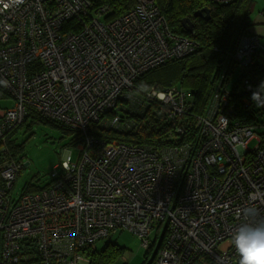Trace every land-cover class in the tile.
<instances>
[{
  "label": "built area",
  "instance_id": "built-area-1",
  "mask_svg": "<svg viewBox=\"0 0 264 264\" xmlns=\"http://www.w3.org/2000/svg\"><path fill=\"white\" fill-rule=\"evenodd\" d=\"M97 13L106 11H92L89 0L0 2V84L15 101L0 110L1 137L26 108L85 134L120 98L134 103L128 91L140 75L193 51V42L169 32L153 0H137L110 25L98 18L105 25L100 31V23L87 25ZM258 51L264 43L255 35L239 41L242 69ZM155 90L147 96L176 125L189 93ZM242 90H253L251 79ZM256 91L264 110V89ZM230 93L227 84L214 88L205 112L194 118V150L191 142L145 148L85 134L77 159L69 152L53 167L63 171L59 178L52 172L46 188L17 198L11 190L23 166L1 151L0 264H84L85 247L121 231L145 249L152 233L163 237L155 264H239L231 237L250 222L243 209L256 207L264 217V138L253 126L230 125L221 113ZM102 122L115 132L129 128L117 115Z\"/></svg>",
  "mask_w": 264,
  "mask_h": 264
},
{
  "label": "trees",
  "instance_id": "trees-1",
  "mask_svg": "<svg viewBox=\"0 0 264 264\" xmlns=\"http://www.w3.org/2000/svg\"><path fill=\"white\" fill-rule=\"evenodd\" d=\"M89 1L90 9L94 12L104 8L106 13L103 17L106 18V16L118 17L127 13L134 7L137 0ZM153 1L164 17L169 32L193 42V51L180 58H172L140 75L128 91L134 103H130L127 97L120 98L117 109L101 114L98 123L88 127L85 134L102 138L104 133L102 130L105 128L104 134L109 136L108 139L116 138L145 148L180 146L185 142H191L195 143L192 145L194 150L199 135L194 118L202 116L205 112L213 89L227 84L231 93L227 106L221 113L227 116L231 126L255 127V132L263 139L264 110L258 104L256 88L260 86L261 90L264 89L261 86L264 79V52L255 53L247 69H242L240 62L236 59L239 41L244 37L254 36L251 17L253 0H234L227 4H213L208 0ZM203 8L209 9L210 18L207 21L202 17L193 16L195 12ZM184 18H188L192 23L190 32H187L181 24ZM233 76L235 79L230 81ZM246 78L251 79L253 84V90L249 92L242 90V82ZM153 87L158 91L171 88L189 90V105L183 116L176 120V125L165 117V106L147 96ZM243 98L250 103H243ZM14 103L12 96L0 84V110H8ZM115 115L119 119L128 121L127 131L115 132L102 127V121L111 120ZM22 123L16 124L17 126L11 124L9 129L3 131L2 137L0 136V152H3L5 158L9 157L22 165V159L25 157L22 144L32 135L35 125H48L55 129L61 139L68 141L64 148H73L72 150H75L78 155L77 144L82 142L85 136L82 131L44 118L31 108H26ZM176 126L181 127V131H176ZM43 136L48 140L46 134ZM52 172L56 173V178L63 174L60 167L51 168L47 174V180L40 182L37 177L32 178L17 196L36 193L46 188L53 181L50 176ZM155 234L151 235L150 243L145 249L140 264H155L157 253L162 245V240L152 239ZM114 235L104 241L105 244H101L99 249L95 247L84 253L88 264H128L123 260L122 248L112 243ZM30 249L34 250V248Z\"/></svg>",
  "mask_w": 264,
  "mask_h": 264
},
{
  "label": "rangeland",
  "instance_id": "rangeland-1",
  "mask_svg": "<svg viewBox=\"0 0 264 264\" xmlns=\"http://www.w3.org/2000/svg\"><path fill=\"white\" fill-rule=\"evenodd\" d=\"M254 1V0H253ZM256 4L254 5L253 13H251L252 18H256L259 13L264 12V0H255ZM103 15L101 13H97L94 15V19H91L87 25L90 27L92 22H97L102 24V26H98V31L101 30L102 27H105L104 24L110 25L113 18L115 17H107L104 18L102 22L98 21V18H101ZM168 29V27H167ZM186 30V29H185ZM258 37L259 43L264 42V36ZM235 76L230 78V81H233ZM178 87V86H177ZM186 93H189V90L183 89ZM157 91V90H155ZM43 116V115H42ZM44 118L53 120L51 118ZM23 119V117H22ZM55 121V120H54ZM22 120L17 123V125L21 124ZM23 124V123H22ZM15 124V126H17ZM102 127H105L102 125ZM71 128V127H70ZM73 129V128H71ZM76 130V129H75ZM105 133V128L102 130ZM21 132V131H19ZM103 133L104 139H108L109 136ZM44 134L48 136V140L44 138ZM53 138V139H51ZM21 141V138H19ZM67 140H63L60 138V135H57V132L52 127L48 125H35L33 127V132L28 139L23 142V157L22 159V169L14 181L13 188L11 190V194L14 198H17L23 187L30 182L32 178L37 177L40 179V182H44L48 179V172L54 166L60 164V162L64 159V156L70 152L71 159L76 160L77 154L73 148L69 149L68 147L64 148L67 143ZM256 145V141H252L249 143V148H254ZM26 166L24 167V164ZM154 233H152L153 235ZM151 237V236H150ZM109 239V237H107ZM153 240H163V237H159V235H154ZM113 244H116L118 247L122 248V257L128 264H140L143 260L145 254V248L141 245L140 239H138L135 235L127 232L121 231L119 234L113 236ZM111 240V241H112ZM116 240V241H115ZM149 240V239H148ZM106 240L95 242V247L99 249L101 244H105ZM108 242V241H107ZM94 247V248H95ZM91 248L89 246L85 247V252L90 251ZM119 257V255H117ZM84 264H88L85 261Z\"/></svg>",
  "mask_w": 264,
  "mask_h": 264
},
{
  "label": "clouds",
  "instance_id": "clouds-1",
  "mask_svg": "<svg viewBox=\"0 0 264 264\" xmlns=\"http://www.w3.org/2000/svg\"><path fill=\"white\" fill-rule=\"evenodd\" d=\"M24 2L25 0H10L16 6ZM8 6L4 5L5 8ZM243 215L250 222L240 224L231 237L232 245L240 257L239 264H264V217L256 207L243 209Z\"/></svg>",
  "mask_w": 264,
  "mask_h": 264
},
{
  "label": "crops",
  "instance_id": "crops-1",
  "mask_svg": "<svg viewBox=\"0 0 264 264\" xmlns=\"http://www.w3.org/2000/svg\"><path fill=\"white\" fill-rule=\"evenodd\" d=\"M255 4H256V1L254 0L253 7H252V13H253ZM252 19H253L252 32L254 35H257L261 38L262 36H264V12L259 13L255 19L254 18Z\"/></svg>",
  "mask_w": 264,
  "mask_h": 264
},
{
  "label": "water",
  "instance_id": "water-1",
  "mask_svg": "<svg viewBox=\"0 0 264 264\" xmlns=\"http://www.w3.org/2000/svg\"><path fill=\"white\" fill-rule=\"evenodd\" d=\"M194 17H202L205 21H207L209 16V9L203 8L201 10H198L193 14ZM182 26L186 29L187 32H190L192 30V23L188 18H184L181 20ZM26 166V163L24 164V167Z\"/></svg>",
  "mask_w": 264,
  "mask_h": 264
}]
</instances>
